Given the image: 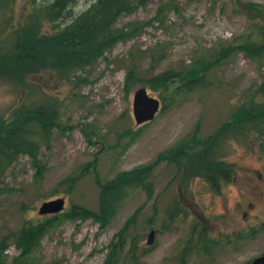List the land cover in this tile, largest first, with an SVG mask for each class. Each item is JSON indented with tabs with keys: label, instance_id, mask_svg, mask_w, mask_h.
<instances>
[{
	"label": "rangeland",
	"instance_id": "rangeland-1",
	"mask_svg": "<svg viewBox=\"0 0 264 264\" xmlns=\"http://www.w3.org/2000/svg\"><path fill=\"white\" fill-rule=\"evenodd\" d=\"M94 1L74 0L72 17ZM131 2L114 25L124 37L75 76L40 70L25 85L0 78L2 118L38 99L57 116L48 146L39 153L43 178L35 179L27 155L0 176V264H248L264 252V156L253 141L226 144L225 160L235 175L219 191L202 178L183 179L180 167L164 159L193 133L199 140L228 124L237 101L264 81V53L250 56L238 47L253 26L264 25V10L252 12L247 4L264 8V0ZM31 3L13 0L0 15L2 38L23 21ZM68 20L66 15L56 22ZM41 25L47 33L55 28L44 20ZM227 48L229 55L208 71L203 86L186 92L184 81H177L167 90H150V76L198 67ZM128 70L139 81H126ZM26 84L37 86V93L29 96ZM139 87L160 100L154 119L141 125L132 115ZM143 165L153 166L151 177L128 190L106 226L67 215L74 206L97 211L100 186ZM59 197L62 211L39 214L44 201ZM37 222L47 224L46 230L37 247L20 258L17 235L24 224Z\"/></svg>",
	"mask_w": 264,
	"mask_h": 264
},
{
	"label": "trees",
	"instance_id": "trees-1",
	"mask_svg": "<svg viewBox=\"0 0 264 264\" xmlns=\"http://www.w3.org/2000/svg\"><path fill=\"white\" fill-rule=\"evenodd\" d=\"M12 1L0 0V15ZM35 1L31 0L32 10L28 11L23 21L17 22V28L16 25L11 26L3 38L0 36V78L12 84H24L29 75L40 70H50L58 76H75L77 71L92 64L124 37L114 25L122 14L132 8L131 0H95L86 10L72 17L70 7L74 0H53L44 5ZM247 6L252 12L264 10L253 3ZM66 15L69 17L67 22H56ZM41 20L53 25V32H50L51 29H48L49 33L41 31ZM252 28L250 36L238 47L250 56H261L264 53V25ZM229 53L230 48H227L198 67L181 73L164 70L146 81L153 91L167 90L177 81H184L185 91L192 92L206 83L204 77L208 71ZM198 74L202 76L199 79ZM126 81L137 82L139 75L135 70H128ZM25 87H28L29 96L37 93V86L26 84ZM56 117V110L39 99L35 100V104L32 100L24 101L12 108L7 117L0 116V176L19 156L27 155L35 169V179L40 181L43 178L44 166L39 153L41 147L48 146ZM194 134L189 142L174 151H167L164 159L180 167L183 179L199 177L212 190L219 191L221 185L235 175L233 164L225 160L228 154L224 147L230 139L249 138L264 156V81L252 93H245L237 101L228 124L224 122L211 136L199 137V140L194 139ZM172 151L174 156H169ZM153 169L151 165H143L122 172L100 186L97 211L74 206L67 215L70 218H91L102 227L106 226L128 190L143 185L151 177ZM46 226L44 222L24 224L16 238L20 258L28 256L37 247ZM121 239L122 236H119V241ZM135 243L134 240L136 250L138 243Z\"/></svg>",
	"mask_w": 264,
	"mask_h": 264
},
{
	"label": "water",
	"instance_id": "water-1",
	"mask_svg": "<svg viewBox=\"0 0 264 264\" xmlns=\"http://www.w3.org/2000/svg\"><path fill=\"white\" fill-rule=\"evenodd\" d=\"M160 109V100L147 92L145 87H139L132 96V115L137 125L144 124L154 119ZM64 208V199L59 197L44 201L39 207V214H55ZM154 231L151 230L147 237V244L152 243ZM248 264H264V252L253 258Z\"/></svg>",
	"mask_w": 264,
	"mask_h": 264
}]
</instances>
